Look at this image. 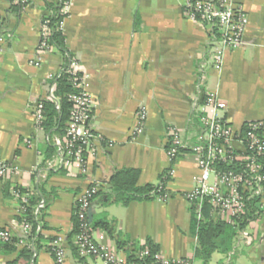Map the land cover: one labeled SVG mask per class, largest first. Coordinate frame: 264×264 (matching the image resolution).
<instances>
[{"label":"crops","instance_id":"crops-1","mask_svg":"<svg viewBox=\"0 0 264 264\" xmlns=\"http://www.w3.org/2000/svg\"><path fill=\"white\" fill-rule=\"evenodd\" d=\"M47 1L54 0H30L18 12L15 2L0 0V158L17 168L0 177V233L6 231L11 241L24 239L23 198L41 195L42 188L45 207L36 212L45 214L48 226L41 230L43 247L31 261L18 260L20 242L15 251L5 252L0 237V264H57L46 247L58 239L65 248L64 264H104L75 250V237L70 238L74 210L85 190L92 185L106 190L114 172L123 168L140 170L139 186L158 184L171 168L169 197L105 208L96 199L93 221L106 215L111 222L109 232L94 231L96 239L103 235V244L126 260L139 254L135 246L145 247L150 239L165 261L203 264L195 258L193 205L185 198L199 174L196 160L188 151L172 164L167 147L173 132L196 144L194 115L203 112L209 94L227 105L221 116L234 131L264 121V0H234L248 17L244 47L228 51L221 70L213 66L210 27L184 12L189 0H72L63 31L93 99L88 129L98 137L87 173L78 165L49 168L56 151L47 157V135L35 126V107L48 98L65 64L54 49L41 54L39 66L34 64ZM142 107L147 118L140 129ZM262 203V217L247 228L250 237L243 240L238 234L233 253L214 254L209 264H264ZM118 242L126 246L119 248Z\"/></svg>","mask_w":264,"mask_h":264},{"label":"built area","instance_id":"built-area-1","mask_svg":"<svg viewBox=\"0 0 264 264\" xmlns=\"http://www.w3.org/2000/svg\"><path fill=\"white\" fill-rule=\"evenodd\" d=\"M71 1H66V11ZM21 4L23 9H26L29 0H22ZM184 12L193 21L210 27L211 31L214 28L219 29L220 40L212 44L214 69H222L225 54L228 51L244 47L243 36L248 25V17L240 7L236 6L234 0H220L219 4H215L213 0H189ZM49 35L47 22H42L38 48L40 55L34 60L37 66L42 60L41 54L52 49ZM212 35L215 37L214 34ZM68 72L74 76L82 72L76 60L72 59ZM60 74L61 72L54 79ZM85 84V77L82 75L79 82L75 84L79 91L69 96L73 110L65 135L53 138L47 136L46 138L47 142H51L56 148L55 159L48 163L51 169H69L78 165L84 173L88 172V157L93 152V142L98 137L88 129L93 111V99ZM55 93L54 84L47 99L57 101ZM57 108L59 109L58 104ZM226 108L227 105L219 101L215 94H209L202 112V122L206 128L202 136L204 143L190 146L183 141L179 133L173 132L167 153L171 163L180 150H189L195 157L199 174L194 177L193 190L187 193L185 198L190 203L198 204V217H201V208L207 200L213 213L223 217L227 224L235 225V219L245 213L247 201L255 197H261L262 202L264 201V162L261 159L264 155V121L251 122L246 124L242 131H234L221 116V112H224ZM43 111L44 103L40 102L34 110L35 126L38 131H42ZM138 118L141 129L147 118L146 107L141 108ZM217 165L227 166L228 169L221 170ZM16 171V167L0 158V177H6ZM170 175L171 177L173 175L172 169ZM98 191H100L99 185H92L77 199L79 231L75 236L74 245L81 256L100 259L104 264H131L103 244L105 239L103 235L99 239H96L94 235L89 221V211ZM168 197L167 194L164 199ZM27 201L26 195L22 201V214L25 212ZM44 207L45 203L41 201L37 207L38 211ZM22 228L24 239L20 244L25 245L31 233V226L23 220ZM239 236L246 240L250 237V233L245 229L239 232ZM0 237L5 241L10 240L6 231H2ZM52 247L57 264H64L63 240H56ZM149 254V250H144L140 255L144 257ZM155 259L163 264H192L186 259L165 261L159 253L155 255Z\"/></svg>","mask_w":264,"mask_h":264},{"label":"trees","instance_id":"trees-1","mask_svg":"<svg viewBox=\"0 0 264 264\" xmlns=\"http://www.w3.org/2000/svg\"><path fill=\"white\" fill-rule=\"evenodd\" d=\"M14 3V9L20 12L23 9L21 4L22 0H12ZM67 0H54L53 2H46V9L48 13L44 16L42 22H47L50 31L49 43L56 52L61 53L65 57V64L61 71L60 76H58L54 84L56 86V97L57 101L46 99L44 103V119L42 121V131L46 135L52 138L54 135L63 137L66 133L67 127L70 122L71 113L73 110V104L69 101V96L73 93H77L79 90L76 88L75 84L79 82V78L83 75L82 72L78 73L76 76L71 75L69 71L70 63L73 56L70 54L67 44L66 36L63 31V22L68 17V12L65 10ZM215 4H219L220 0H213ZM30 4V0H29ZM215 37H212V44L215 41L220 40V33L218 28H214L212 31ZM57 104L59 109L57 108ZM195 125L198 129L197 133V143L203 142V133H205V126L202 122L203 113L199 112L194 115ZM170 148V144L167 150ZM56 148L50 142L47 148V157H51L55 154ZM189 150H180L176 158L173 160L172 164L175 163L178 158L185 152ZM264 162V155L261 157ZM221 170H227V166L217 165ZM171 168L167 169L160 178V182L156 185L148 184L144 186H139L140 170L135 168H123L118 169L114 172L110 178L108 187L104 191H98L93 198L94 202L97 199L96 204L102 206L103 208L120 204L123 206H129L133 202H146L154 201L157 199H163L165 195L169 194L167 191V184L171 180L170 175ZM42 193L33 194L28 201L25 203V212L22 215V219L26 221L31 226V233L26 239V243L23 249L20 251L19 259H26L31 261L36 254V251L40 250L43 246L42 243L45 239L42 235V231L47 229L48 226L44 222L45 214L42 211L37 213V206L42 200L47 196L44 188L40 190ZM48 206L50 201L46 200ZM193 205L192 212V223L193 230L198 239V246L195 252V258L202 261L203 264H209L215 253L223 254L228 257L235 250V240L238 237L240 231L247 229L250 224L257 222L263 215V203L261 197H255L247 201V208L244 214L240 215L235 219V225H229L224 221L223 217L216 213H213L212 207L209 201L205 200L201 208V217H198V204L191 203ZM74 231L70 235L75 237L78 234V221H77V209L74 210L73 216ZM91 228L95 231L98 229H103L110 231L111 222L108 220L106 215L100 218L94 219L91 222ZM42 230V231H41ZM21 240V239H20ZM20 240L6 241L2 248L5 252H13L16 246L19 244ZM51 241L53 242L54 239ZM119 248L126 246V243L118 242ZM75 247V245H74ZM54 255L53 247H46ZM75 250L79 254L75 247ZM144 250H149L150 254L141 257V252ZM135 252L138 255L130 254L128 262L131 264H163L159 260L155 259V255L159 253V247L155 245L150 239L147 240L145 247L135 246ZM55 256V255H54ZM16 260L13 264L18 262Z\"/></svg>","mask_w":264,"mask_h":264},{"label":"water","instance_id":"water-1","mask_svg":"<svg viewBox=\"0 0 264 264\" xmlns=\"http://www.w3.org/2000/svg\"><path fill=\"white\" fill-rule=\"evenodd\" d=\"M96 213V208L95 206H92V208L90 209L89 211V221L92 222L93 221V217H94V214Z\"/></svg>","mask_w":264,"mask_h":264},{"label":"rangeland","instance_id":"rangeland-1","mask_svg":"<svg viewBox=\"0 0 264 264\" xmlns=\"http://www.w3.org/2000/svg\"><path fill=\"white\" fill-rule=\"evenodd\" d=\"M247 251H248V250H247ZM219 256H221V254H219V253H215V257H216V258H219ZM245 261H246L247 263H249L248 260L245 259ZM250 263H251V262H250Z\"/></svg>","mask_w":264,"mask_h":264}]
</instances>
